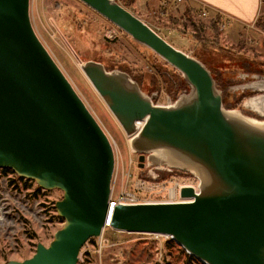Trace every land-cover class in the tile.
<instances>
[{
	"label": "water",
	"instance_id": "water-1",
	"mask_svg": "<svg viewBox=\"0 0 264 264\" xmlns=\"http://www.w3.org/2000/svg\"><path fill=\"white\" fill-rule=\"evenodd\" d=\"M177 69L190 90L157 105L130 76L101 62L83 73L130 138L140 164L188 171L198 191L178 202L111 205V142L37 37L29 0H0V169L59 189L62 225L33 255L2 264H78L106 223L162 234L204 264H264V119L223 106L205 63L166 41L117 0H81ZM264 89V79L253 84ZM264 101V95L261 96Z\"/></svg>",
	"mask_w": 264,
	"mask_h": 264
},
{
	"label": "rangeland",
	"instance_id": "rangeland-1",
	"mask_svg": "<svg viewBox=\"0 0 264 264\" xmlns=\"http://www.w3.org/2000/svg\"><path fill=\"white\" fill-rule=\"evenodd\" d=\"M117 1L149 22L176 48L192 56L209 52L206 65L214 74L223 106L264 119V101L260 100L264 89L253 85L264 79V33L260 31H264V17L255 28L243 29L231 40L223 39V44L215 46L206 35L201 44L194 42L187 34L190 27L172 25L170 19L153 13L148 6L130 4L131 0ZM29 17L37 37L111 142L112 198L122 190L160 198L166 193L163 187L198 180L188 171L154 163L147 155L140 164L130 138L79 64L93 60L107 70L126 72L143 93L155 95L152 101L157 105H171L189 92L177 69L81 0H29ZM142 183L153 188L138 190ZM61 197L59 189H42L33 180L20 179L0 169V264L29 258L37 243H50L63 222L55 210V202ZM100 236L101 244L96 236L83 244L78 264H204L196 258L189 259L182 247L162 234L119 231L107 226Z\"/></svg>",
	"mask_w": 264,
	"mask_h": 264
},
{
	"label": "crops",
	"instance_id": "crops-1",
	"mask_svg": "<svg viewBox=\"0 0 264 264\" xmlns=\"http://www.w3.org/2000/svg\"><path fill=\"white\" fill-rule=\"evenodd\" d=\"M133 3L139 7L148 6L153 13L170 19L172 25L190 27L191 31L187 34L194 42L199 43L198 38L193 36L197 30L201 41H205L203 38L206 35L215 46L223 44V39L231 40L243 29L255 28L264 17V0H185L170 7H161L158 0H133ZM222 15L231 19V24L225 29L219 27ZM146 23L152 27L149 22Z\"/></svg>",
	"mask_w": 264,
	"mask_h": 264
},
{
	"label": "built area",
	"instance_id": "built-area-1",
	"mask_svg": "<svg viewBox=\"0 0 264 264\" xmlns=\"http://www.w3.org/2000/svg\"><path fill=\"white\" fill-rule=\"evenodd\" d=\"M161 7H170L176 4H180L184 2L185 0H158ZM202 14H205L202 12ZM231 24L230 17L226 15H222V18L219 22L220 29H225ZM160 105H170V104H160ZM114 172V171H113ZM15 174V173H14ZM16 175V174H15ZM18 177V176H17ZM142 184H139L137 189L143 191L145 190H151L153 186H145ZM199 181L192 179V181H185V182H176L172 186H169L168 188L163 187L162 189L165 190V196L160 198H154L151 197V195H144L140 196L135 191H125L122 190L120 193H118L114 198H112V195H109V200L111 201V205L115 206L118 204H138V203H154V202H178L182 199L179 196V189L183 186H191L196 191L198 189ZM173 189V192L171 190ZM111 193V192H110ZM102 236H96L99 240V244H101L100 241ZM87 241L84 243L86 244ZM84 247V246H83ZM82 248V247H81ZM81 250V249H80ZM78 261H81L80 251L78 253Z\"/></svg>",
	"mask_w": 264,
	"mask_h": 264
},
{
	"label": "trees",
	"instance_id": "trees-1",
	"mask_svg": "<svg viewBox=\"0 0 264 264\" xmlns=\"http://www.w3.org/2000/svg\"><path fill=\"white\" fill-rule=\"evenodd\" d=\"M132 2H133V0H131V2H130V4H132ZM125 6V5H124ZM125 7H127V6H125ZM214 27V26H213ZM196 29H198V28H196ZM193 36L194 37H196V38H198V40H199V43L201 44L203 41H201L202 39H201V37H200V35H199V32L196 30L195 31V34H193ZM217 43V42H216ZM207 54H209V52H205V50L204 51H201V52H199L198 54L196 53V54H193V56L194 57H196V58H198V59H200L203 63H205L206 64V59H205V56L207 55ZM208 67V66H207ZM212 73V72H211ZM212 75L214 76V74L212 73ZM2 171L3 172H6V171H10V172H12L10 169H2ZM13 173V172H12ZM20 178V177H19ZM20 179H22V178H20ZM24 180H26V179H24ZM59 219H61V221H63V219L61 218V217H58ZM169 241H171V240H169ZM188 256V258L189 259H192V260H194V257L193 256H191V255H187Z\"/></svg>",
	"mask_w": 264,
	"mask_h": 264
},
{
	"label": "bare ground",
	"instance_id": "bare-ground-1",
	"mask_svg": "<svg viewBox=\"0 0 264 264\" xmlns=\"http://www.w3.org/2000/svg\"><path fill=\"white\" fill-rule=\"evenodd\" d=\"M80 65H81V64H79V67H80ZM80 68H81V67H80ZM128 139H129V138H128ZM197 191H198V189L196 190V192H197ZM171 192H173V189L171 190ZM107 226H109V223H106L104 229H105Z\"/></svg>",
	"mask_w": 264,
	"mask_h": 264
}]
</instances>
